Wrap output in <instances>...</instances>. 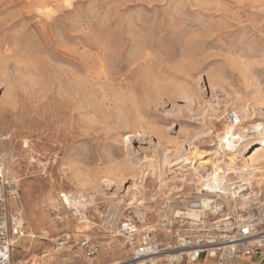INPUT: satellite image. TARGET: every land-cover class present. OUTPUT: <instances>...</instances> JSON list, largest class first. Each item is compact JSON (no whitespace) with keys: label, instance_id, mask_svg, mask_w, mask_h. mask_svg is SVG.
<instances>
[{"label":"rangeland","instance_id":"rangeland-1","mask_svg":"<svg viewBox=\"0 0 264 264\" xmlns=\"http://www.w3.org/2000/svg\"><path fill=\"white\" fill-rule=\"evenodd\" d=\"M257 129L264 0H0V192L17 185L5 210L24 234L10 264H135L142 232L175 247L189 233L182 212L208 195L228 214L264 216V172L249 186L242 173L261 135L236 165L221 162L227 193L199 192L190 163L197 154L212 171L229 162L227 143ZM38 214L48 223L30 237ZM127 222L139 229L130 239Z\"/></svg>","mask_w":264,"mask_h":264},{"label":"built area","instance_id":"built-area-1","mask_svg":"<svg viewBox=\"0 0 264 264\" xmlns=\"http://www.w3.org/2000/svg\"><path fill=\"white\" fill-rule=\"evenodd\" d=\"M232 119L235 120V116ZM8 186L11 189L0 192V264H10L12 249L24 235L23 223L18 217H9L5 210L8 200L18 194L17 185ZM245 189L246 186L235 191L240 193ZM205 201L208 204L206 208ZM227 208L219 195H208L190 201L188 211L199 210L198 217H189L185 215L187 211H183L179 220L180 231L189 233L179 236L175 247L165 249L151 237L150 232H142L141 244L133 261L135 264H160L167 252H173L174 254L165 258L167 264H196L202 254L215 260L216 264H238L239 261L259 254L264 249V216L260 210L253 208L249 212L250 210L239 208L234 214H228ZM209 217L214 218L211 226L205 222ZM174 224L166 225L172 230ZM138 231L137 226L131 222L125 223L121 228V234L129 239ZM65 242L66 240H61L58 245L62 246Z\"/></svg>","mask_w":264,"mask_h":264},{"label":"bare ground","instance_id":"bare-ground-1","mask_svg":"<svg viewBox=\"0 0 264 264\" xmlns=\"http://www.w3.org/2000/svg\"><path fill=\"white\" fill-rule=\"evenodd\" d=\"M38 2V1H37ZM40 3V2H39ZM49 3V2H48ZM69 5V4H67ZM73 6V5H72ZM137 30V29H136ZM85 37V35H84ZM144 37V36H143ZM151 37V36H150ZM154 37V36H153ZM85 39V38H84ZM91 41V40H90ZM94 42V41H93ZM85 43V42H84ZM102 45V44H101ZM104 46V45H103ZM115 46V45H114ZM135 46V45H134ZM87 47V46H86ZM124 47V46H122ZM114 49V48H113ZM124 49V48H123ZM84 50V49H83ZM139 50V49H138ZM85 51V50H84ZM125 51V50H124ZM106 52V51H105ZM133 52V51H132ZM138 52V51H137ZM151 52V51H150ZM89 53V51H88ZM117 53V52H116ZM139 53V52H138ZM149 53V52H148ZM147 53V54H148ZM126 54V53H125ZM128 54V53H127ZM140 54V53H139ZM138 54V55H139ZM143 54V53H142ZM153 54V53H152ZM151 54V55H152ZM108 55V53H107ZM112 55V54H111ZM131 55V54H130ZM64 56V55H63ZM125 56V55H124ZM128 56V55H127ZM147 56V55H146ZM114 57V56H113ZM138 57V56H137ZM152 57V56H151ZM150 57V58H151ZM155 57V56H154ZM136 58V57H135ZM139 58V57H138ZM137 58V59H138ZM146 58V57H145ZM148 58V57H147ZM133 59V57H132ZM137 61V60H136ZM139 61V60H138ZM142 61V59H141ZM64 62V61H63ZM115 62V61H114ZM147 62V61H146ZM88 63V62H87ZM116 64V63H115ZM119 64V63H118ZM117 64V65H118ZM143 64V63H142ZM74 65V64H73ZM136 65V64H135ZM146 65V64H145ZM137 66V65H136ZM140 66V65H139ZM137 66V67H139ZM146 67V66H145ZM144 67V68H145ZM61 71V70H60ZM148 71V70H147ZM63 74V73H62ZM96 74V73H95ZM118 74V73H117ZM100 75V74H98ZM70 76V75H69ZM94 77V76H93ZM100 77V76H99ZM57 78V77H56ZM60 78V77H59ZM90 78V77H89ZM154 78V77H153ZM97 79V78H96ZM95 79V80H96ZM155 79V78H154ZM94 80V81H95ZM149 80V79H147ZM150 81V80H149ZM68 82V81H67ZM128 82V81H127ZM109 83V82H108ZM116 84V83H115ZM113 87V86H112ZM119 87V86H118ZM116 88V87H115ZM124 88V87H123ZM54 89V88H53ZM75 89V88H74ZM121 89V88H120ZM97 90V89H96ZM99 90V89H98ZM78 91V90H77ZM91 91V90H90ZM100 91V90H99ZM54 92V91H53ZM97 92V91H96ZM94 93V92H93ZM91 93V94H93ZM98 93H102L103 92H98ZM88 95V94H87ZM72 96V95H71ZM54 97V96H53ZM61 97V96H60ZM98 98V97H97ZM100 98V97H99ZM102 100V99H101ZM102 102V101H101ZM97 107L100 108V106L98 105ZM79 108V107H78ZM77 110V109H76ZM246 111V110H245ZM244 111V112H245ZM88 113V112H87ZM103 113V112H102ZM75 114V113H74ZM76 114H78L76 112ZM233 116H235V118L238 119V122L240 120V114L239 111L235 110L233 111ZM89 115V114H88ZM80 117V116H79ZM78 117V118H79ZM82 117V116H81ZM232 117V116H231ZM89 118V117H88ZM82 119V118H80ZM86 119V118H85ZM84 120V119H83ZM90 120V118H89ZM92 121V120H90ZM233 121V119H232ZM83 122V121H82ZM92 123V122H91ZM95 123V122H94ZM231 124L233 126H236V124L233 122H231ZM82 125V124H81ZM84 125V124H83ZM86 127V126H85ZM226 129L228 130V132H232L234 130H237V126L232 128L230 125H227ZM88 131V130H87ZM257 135H248L247 133H245L244 131L240 132L238 135V139L241 140L238 144L237 143H233V142H229L227 143V145L225 146V155L227 157V159L229 160V162H226L225 159L224 160H217L216 162H212L211 167H212V171H209V166L207 164H203V162L200 160L201 158L196 155H194V157L192 158V160H190L191 166L194 169L195 174L197 175V180H198V184L199 187H197V190L202 191V189L204 188H210V189H217L219 191H223L225 193H227L226 191V183H227V175H220V172L222 171L221 169V162H223L224 164H226L227 166H232V165H236V158L237 155H239L241 153L242 150H246L250 147H252L254 141H256L259 136L261 135L260 138V146L259 148H257L254 152L257 153V156L255 157H251V155H247V156H243V161H244V168L242 169V173H244L243 180H247L249 181L252 177H253V173L254 172H264V133L261 132L260 129H257ZM5 136V135H4ZM9 136V135H8ZM3 137V136H2ZM8 138V137H7ZM6 138V139H7ZM10 138V136H9ZM5 139V138H4ZM204 161V160H203ZM171 165H175L177 164L176 162L170 163ZM2 168V167H0ZM228 168V167H227ZM226 168V169H227ZM205 170L207 173V176L204 177L202 176L201 171ZM4 170V169H2ZM3 173H0V175ZM214 182V183H213ZM249 183H251V181L247 182V184L249 185ZM205 184V185H202ZM201 189V190H200ZM63 200L65 201L66 204H70L71 205V197L70 195H67V193H63ZM81 200V199H80ZM74 202V201H72ZM78 203H80V201H76ZM12 204H16V202H12ZM82 204V203H81ZM80 205V204H79ZM204 207H208L207 202H204ZM177 213L181 214V211H178ZM188 215L191 216H195L198 217L199 215V210H193V211H188L187 212ZM178 215V214H177ZM48 223V217L46 216V214H38L35 215V217H32L30 219L29 222V226L31 228V230L28 232V235L30 237H36L38 236L37 232H35V228H38V226H42ZM171 223V222H170ZM167 232L170 233L171 230L169 228H167ZM172 247H170L169 249H171ZM172 254H174L173 252H167L162 258L161 260H166L165 258H168V256H171ZM11 259V258H10ZM160 260V261H161Z\"/></svg>","mask_w":264,"mask_h":264},{"label":"crops","instance_id":"crops-1","mask_svg":"<svg viewBox=\"0 0 264 264\" xmlns=\"http://www.w3.org/2000/svg\"><path fill=\"white\" fill-rule=\"evenodd\" d=\"M196 264H216L215 260L208 257L206 254H202ZM238 264H264V249L252 258H246L239 261Z\"/></svg>","mask_w":264,"mask_h":264}]
</instances>
